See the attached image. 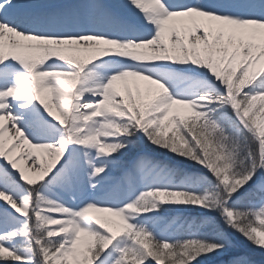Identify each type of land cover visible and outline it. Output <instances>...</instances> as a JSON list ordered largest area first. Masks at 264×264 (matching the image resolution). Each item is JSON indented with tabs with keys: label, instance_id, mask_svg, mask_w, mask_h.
<instances>
[{
	"label": "snow or ice",
	"instance_id": "6c2138e0",
	"mask_svg": "<svg viewBox=\"0 0 264 264\" xmlns=\"http://www.w3.org/2000/svg\"><path fill=\"white\" fill-rule=\"evenodd\" d=\"M255 252L264 0H0V264Z\"/></svg>",
	"mask_w": 264,
	"mask_h": 264
},
{
	"label": "rangeland",
	"instance_id": "374dc122",
	"mask_svg": "<svg viewBox=\"0 0 264 264\" xmlns=\"http://www.w3.org/2000/svg\"><path fill=\"white\" fill-rule=\"evenodd\" d=\"M120 87H123V85H120ZM254 259L256 260L257 264H264V254L255 252Z\"/></svg>",
	"mask_w": 264,
	"mask_h": 264
},
{
	"label": "bare ground",
	"instance_id": "6f19581e",
	"mask_svg": "<svg viewBox=\"0 0 264 264\" xmlns=\"http://www.w3.org/2000/svg\"><path fill=\"white\" fill-rule=\"evenodd\" d=\"M17 155H19V153H17Z\"/></svg>",
	"mask_w": 264,
	"mask_h": 264
}]
</instances>
